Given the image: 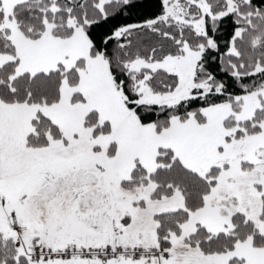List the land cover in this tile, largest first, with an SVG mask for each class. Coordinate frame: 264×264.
Segmentation results:
<instances>
[{
	"label": "snow or ice",
	"instance_id": "6c2138e0",
	"mask_svg": "<svg viewBox=\"0 0 264 264\" xmlns=\"http://www.w3.org/2000/svg\"><path fill=\"white\" fill-rule=\"evenodd\" d=\"M134 6L0 0V264H264V0Z\"/></svg>",
	"mask_w": 264,
	"mask_h": 264
},
{
	"label": "trees",
	"instance_id": "16d2710c",
	"mask_svg": "<svg viewBox=\"0 0 264 264\" xmlns=\"http://www.w3.org/2000/svg\"><path fill=\"white\" fill-rule=\"evenodd\" d=\"M134 7L126 8L123 11L114 12L109 10V17L104 20L100 19L92 26L91 34L99 42L106 34H110L113 29L118 26L130 23H141L146 18H151L159 13V0H134ZM232 32V24L229 19H225L219 26V30L215 33V38L220 45V51L225 50V44L230 39ZM113 44H109V50L113 48ZM217 55L216 53L212 54ZM219 59H209L208 70L212 72L218 80L224 81L231 87V78L224 72L219 71Z\"/></svg>",
	"mask_w": 264,
	"mask_h": 264
}]
</instances>
